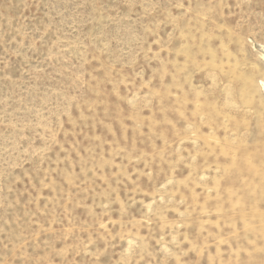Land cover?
<instances>
[{
  "label": "rangeland",
  "instance_id": "374dc122",
  "mask_svg": "<svg viewBox=\"0 0 264 264\" xmlns=\"http://www.w3.org/2000/svg\"><path fill=\"white\" fill-rule=\"evenodd\" d=\"M0 264H264V0H0Z\"/></svg>",
  "mask_w": 264,
  "mask_h": 264
}]
</instances>
